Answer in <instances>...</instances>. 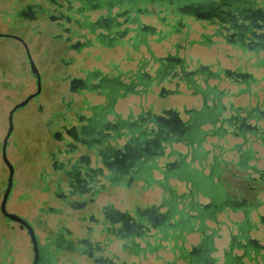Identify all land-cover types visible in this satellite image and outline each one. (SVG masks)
<instances>
[{"label": "flooded vegetation", "instance_id": "1", "mask_svg": "<svg viewBox=\"0 0 264 264\" xmlns=\"http://www.w3.org/2000/svg\"><path fill=\"white\" fill-rule=\"evenodd\" d=\"M120 1L121 0H39L38 2L36 0L31 2L27 0L26 3L21 5L15 15L11 12L10 24L12 25L15 20H18L21 22L20 25L22 26H24V23H26L25 21H27L28 23H26L25 26H29L30 22L36 21L42 17L47 26L53 30V33L49 34L50 37L61 42L62 48L64 47L74 52H81L85 47L95 45L113 47L115 45L128 44L129 47H132L133 44L131 39L133 37L140 35L142 30L153 29L146 25L142 26L139 15H134L132 18H130V15L125 17L129 12V8L121 9ZM236 2H238L237 5H235ZM188 7L192 12L201 14L206 18H211L213 16L225 21L226 24L220 23L217 20L215 21L217 22L216 34L225 41L236 42L240 46L246 48L264 49V44L250 37L249 31L246 33L244 32V30L247 31L250 25H254L255 29L258 30L264 24L256 23L253 20L257 17H263L264 19V14L254 12V10L248 6L247 0H220L217 2L212 1V3L209 0H200L199 2L188 5ZM223 7H227V9ZM88 8L92 10L106 8L107 12L97 16L96 20H91L88 14H84L87 12ZM114 8H117L116 12H113ZM235 9L239 10L238 14H236V12L233 13ZM8 15V12H6L4 17L6 18ZM253 31L254 29L251 30V33ZM130 33H132V35L127 37ZM257 37L259 38L260 36L257 35ZM132 48L135 47L133 46ZM167 60L168 63H174V65H171L172 68L167 70L166 68L168 65L166 68H160V66L159 70H157L158 72L162 74H171L172 77L178 78L183 76V78H185L184 80H189V77L195 74H200L201 76L213 75L210 68L203 65L187 72L182 60L179 58L169 57ZM61 62L69 65L75 64L74 57L69 61L62 58ZM177 66L180 68L178 71L175 70ZM76 70L80 71L83 76L70 78L69 86L72 92L81 95L87 91L97 93L103 92L105 88L111 89V91L120 89L128 91L134 90L133 87L141 82L142 77L149 78L150 76L148 73L142 72L141 63H139L138 70L128 71V75L130 74L129 76H131L132 73L135 78L132 79L131 84L127 85L119 79V75H114V77L109 78L106 74H102L97 68L93 70L76 68ZM114 70L119 71V74L124 73L117 65ZM225 73L232 79L239 81H248L250 79L249 74L242 72L237 74V72L225 70ZM136 75L138 77H136ZM33 76L37 82L36 76L34 74ZM179 81L181 80L179 79ZM164 92L166 91L162 89L160 94ZM203 103H205L204 99ZM112 108L113 106L111 105L108 106V109L107 107L106 109L101 107V111L93 110L90 115H87L84 113V109L86 110L88 108L84 103L77 104L73 107L71 102H69L66 103V110L64 112L62 111L60 120L64 121L65 124L52 133V136L59 140L61 144L60 147L58 146L57 153L60 152L66 157L69 153L83 149L86 155L82 154L77 156L74 160H72L73 158H71V156H67L66 159L59 161L56 154L51 153L50 158L52 159V168L54 169L55 177L52 194L57 200V207L44 209L43 211L45 212L44 216L53 215L58 217L72 216L75 213V215L78 216L76 220L82 222V225L79 227L81 228V235L75 234L74 231L69 229L65 224L60 223L62 219L59 218L54 231L49 230V228L46 229L47 234L44 238L45 242L42 243L32 222L24 216H21L26 219L35 230L39 243L40 257L38 264H55L57 253H64L65 251L80 257H85L87 260L86 264H123V261L126 260L120 259L121 257L118 254H110L109 252V245L114 240L119 241L121 248L125 251L124 238L126 236L135 239L141 235L154 234L155 232L153 231H160L161 227L170 225L171 222L169 221L170 216H168V213H157L154 208H149L144 212L136 208L134 210L135 215H132L130 211H121L115 208L110 199H106L102 203L98 202L100 198L99 194L107 192L109 185H123L128 188L138 179L139 172L141 173L146 169L143 162L146 161L147 158L153 157V155L159 153L160 138L164 140L188 139V141H197V139L202 137L201 140H206L207 135L212 133H207L201 127V123L204 121H211L215 123L220 122V127L216 126V128L222 130V133H229L232 135L238 132L257 131L264 140V125L260 126L259 124H254V126L251 124L252 119H248L246 115L242 114V117L237 116V112L243 110V108L238 109L231 106L229 110L230 113L224 114L225 111L228 110L226 106L215 105L213 108H208L205 104H202L201 108L198 110L184 109L187 115L184 121L173 111L169 113V118H158V122L166 125V135L161 134L163 128L157 126L156 128L158 129L151 128V133L154 134L153 139H147L142 142V137L148 134L147 129H149L146 128L143 130V128H141L143 121L144 119L153 120V117L139 116L135 121H126L119 113L113 110L114 118L110 120L108 115ZM253 115V112L250 113V117ZM234 128H236V130ZM202 132L205 134L202 135ZM126 135L128 136L127 138ZM119 139L125 141L121 144H112L113 140L117 141ZM142 143L145 145L142 146ZM261 144L264 145V141L263 143L261 142ZM191 153L196 157V152L192 150ZM142 156L145 157L144 160L141 159ZM93 161L94 164L92 165L91 163ZM177 166L181 169L186 168V165L181 162ZM253 179L256 180V182L264 180V173L262 170L258 171V178ZM5 188L2 193V198ZM240 204H245V200H242ZM252 206H254V204ZM0 214L2 215L0 217V264H10V260H8L9 253L4 250L5 246H7L5 233L7 231L14 232L15 229H18L21 233L25 232L28 234V230L26 226L19 221L9 218L2 213L1 209ZM189 217L196 218V216ZM189 217H180L179 222L182 223L183 226L187 225L189 227L191 225ZM245 218L249 221V217ZM70 219L73 220L75 218L71 217ZM259 219L261 223L264 224V216H260ZM39 225L47 227V222L43 223L41 218H39ZM250 227L253 228L247 230L246 234L254 238L251 232L256 231V227L253 225ZM93 232H97L99 235L103 236L102 240L94 238ZM230 232L231 231L228 232L229 244L244 249L246 243L236 239L241 236V234L239 232L237 234ZM244 232H246V230ZM245 235L243 236L246 238ZM249 242L251 244L253 243L255 246H260L259 242L256 240L251 239ZM52 243L55 246L53 248ZM205 250L204 247V251ZM193 252L200 255L201 249L200 251L194 249ZM225 255H227V253H225ZM166 264H169V262H166Z\"/></svg>", "mask_w": 264, "mask_h": 264}, {"label": "rangeland", "instance_id": "2", "mask_svg": "<svg viewBox=\"0 0 264 264\" xmlns=\"http://www.w3.org/2000/svg\"><path fill=\"white\" fill-rule=\"evenodd\" d=\"M30 1L33 2L36 0ZM37 1L39 2V0ZM26 2L27 0H0V32L19 36L24 39L39 71L41 82L40 94L14 113L13 131L9 137L6 150L7 158L14 166V184L7 202V210L24 216L31 221L36 232L39 234L40 241L44 243V238L47 234L46 229L49 228V230L54 231L59 218L62 219L60 223L65 224L69 229L73 230L75 234L81 235V228L79 227L82 225V222L76 220L78 216H76L75 213L72 216H44V207H41L40 211L38 204L45 206L47 204L45 201L57 204V200L54 198L52 192L45 193L39 190L40 193H38L37 188H35L36 185L42 186V181L48 180L49 183H53L52 187L49 189H54L55 177L54 169L52 168V159L50 158L51 153H55L57 159L62 161L66 159L67 156H71V158H73L72 160H74L80 153L84 152V150L81 149L69 153L65 157L62 153H57L58 146L60 147L61 144L59 140L52 136L55 130L60 129L61 126L65 124L64 121L59 119L62 111L64 112L66 110V103L69 102L73 96L75 103H81V95L74 94L69 86L70 78L83 76L76 68H84L85 70L97 68L103 72L115 73L118 72L114 70L116 69V65L121 71H136L139 68V63H141L142 71H153L154 73V70L157 68L155 62L157 57L160 58L170 54H179L186 58L190 68L193 69L207 64L211 65L212 68H218L217 66L223 65L231 70H237V65L239 64L240 69L244 68L246 65L245 59L247 57L241 54V59L236 60L235 57L239 56L240 53L237 54V49H234L232 45L228 44V41L214 34V27L208 20L185 15L183 26H181L179 30L173 32L167 23L160 22L159 17L155 15V12L159 11L160 8L150 4L148 5V9L154 11V14H141V22L152 25L155 27L156 31L163 33V37L159 34L148 35L149 48L153 50V54H151L152 52H149L144 45L136 49L129 47L128 44L115 45L113 47L95 45L85 47L81 52H74L64 47L62 48L61 42L50 37L49 34H52L53 30L47 26L42 17L36 21L30 22L29 26H25L26 23H28L27 21H25L26 23H24V26L20 25L21 22L18 20H15L14 24H10L11 12L15 15L21 5ZM116 11L117 8H114L113 12ZM6 12H8L9 15L5 18L4 14ZM106 12V8H101L100 10L88 8L87 12L84 14H88L91 20H96L97 16ZM159 14L164 18L167 16L168 21L173 20L174 15L171 16L170 13L165 14L164 12H159ZM165 33L169 34L164 35ZM131 35L132 33L128 34L127 37ZM206 44L208 46H206ZM226 56H230V58H225ZM73 57L75 60V64L73 65L61 62L62 58L69 61ZM251 60L252 59H250V61ZM144 63L146 64L144 65ZM151 68L153 69L151 70ZM249 69L255 71L252 67ZM263 70L264 69L256 72V74L258 76L264 74ZM169 78L171 79L164 81L162 84L152 85V92L146 94L143 98L135 95L121 98L116 104L117 110H119L123 116L137 114L139 111V103L142 102L143 107L146 108L147 106H151L157 111L162 108L161 106L170 107L171 109L178 110L184 118H187L184 109L201 108L203 101L200 96L193 95L183 81H179V79L172 76ZM262 80L263 81H261L257 87L259 91L261 87L264 86V79ZM37 86V82L31 72L25 45L19 40L11 37H0V202L9 174L8 167L2 155V143L9 127L8 114L16 103L35 92ZM162 86L172 89L173 92L168 94V96L166 95L161 100L159 93L163 88ZM220 86H226L225 89L229 91L236 90L235 86H231L228 83H223ZM84 95L93 102L102 100L101 97L92 93L86 92ZM239 102L244 104L247 100L242 97L239 99ZM75 103L72 106H74ZM228 113L229 110L225 111L224 114ZM251 124L254 125L253 123ZM228 136L229 139L226 142L227 146L225 149H227V152H230L229 148L234 139H232L231 135ZM208 138H210V136ZM208 138L205 142L207 143L206 146L213 148V144H210L211 139L208 141ZM123 142V139L117 141L113 140L112 144H121ZM216 142L222 143L223 141L217 140ZM254 144H256L258 148L264 149L259 141L254 142ZM178 147L183 149L181 145ZM91 164L93 165L94 161ZM262 170H264V168ZM140 184L141 183L137 181L133 182L131 186L128 187L129 189L124 186L123 188H113L114 186L109 185L107 192L99 194L100 198L98 202L102 203L106 199H110V201H114L117 204L120 200L128 206L135 199H137V201H151L160 198V189L153 187L151 190L143 189L142 192H140ZM259 184L260 183H258V186L261 187ZM25 192H27V194L34 193L36 197L40 196V199L37 203H33L32 200L29 199H26V202L25 200L17 199L18 193L24 194ZM260 196L262 197L264 194H260ZM1 216L0 214V217ZM71 217L75 219L72 220L70 219ZM254 217L257 218V220L253 223V226L264 231V224L261 223L259 219L260 216H250V219ZM39 218H41L43 223L47 222V227L39 225ZM227 222L232 224L229 218ZM220 227L222 234L220 238L224 239L218 241V244H216L218 246L217 252H220V250L222 251L224 247H229V240L227 239L226 241L225 239L226 235L228 236V230L226 226L222 227L221 225ZM254 232L258 235L254 238H262L261 242L263 243V232ZM252 233L253 231L251 234ZM5 234L7 246H5L4 250L9 253L8 260H10V264H14L17 258L19 261L18 264H32L34 251L28 234L25 232L21 233L18 229H15L14 232L7 231ZM93 236L100 240L103 238V236L99 235L97 232H93ZM189 239L196 242L198 238L195 236ZM53 247L55 246L52 243V248ZM170 249L169 246L165 245L155 253H147L144 256L137 257L129 255L124 251L117 240H114L109 245L110 254H118L121 257L120 259H124L129 263L166 264L167 260L173 258V256L174 258L178 256L175 263L184 264L181 260V258L184 257L183 252L177 250L175 255ZM71 263L86 264L87 260L85 257H80L66 251L64 253H57L55 264Z\"/></svg>", "mask_w": 264, "mask_h": 264}, {"label": "crops", "instance_id": "3", "mask_svg": "<svg viewBox=\"0 0 264 264\" xmlns=\"http://www.w3.org/2000/svg\"><path fill=\"white\" fill-rule=\"evenodd\" d=\"M250 1H257L262 2L264 0H250ZM214 27V26H213ZM212 40V39H210ZM213 41V40H212ZM228 44L232 45L234 49H237V54L240 53L239 56H236L235 59L240 60L241 54L242 56H246V65L244 68H239L240 64L237 65V70H231L223 65L217 66L218 68H212L211 65L203 64L205 67H209L213 75H193L195 82L199 85V91H196L190 88L186 83L189 91L192 92L193 95L200 96L201 100L205 101V104L208 108H213L215 105H223L231 109V106L234 108H243L253 111V124H259L260 126L264 125V86L261 87V90H257L258 85L262 79H264V74L258 76L256 72L264 69V66L256 64L259 59H263L264 61V51H254L252 48H246L240 46L236 42H228ZM205 45V44H202ZM142 46V45H141ZM146 46V45H144ZM206 46H208L206 44ZM147 50L152 52L149 48V42H147ZM139 49V48H138ZM232 55V54H231ZM233 56V55H232ZM179 58L182 60L183 63L187 64V71L194 70L190 68L188 61L185 57L180 56L179 54H170L165 57H157L162 60H166L167 58ZM225 58H230V56H226ZM250 59H252L250 61ZM143 61V60H142ZM251 63V65H250ZM254 68V70H250L249 68ZM93 70V69H91ZM152 70V68H151ZM225 70L231 72L239 73H246L249 74L250 79L248 81H239L232 79L225 73ZM101 71V70H100ZM264 71V70H263ZM102 74H106L107 77L112 78L114 75H119V79L124 84H129L130 76L128 75V71H124V73L119 74L118 72H103ZM146 72V71H145ZM152 77L153 71L148 72ZM224 74V75H223ZM226 77V78H225ZM171 79V78H170ZM229 81H226V80ZM167 80V79H166ZM164 80V81H166ZM163 81V82H164ZM172 81V80H171ZM163 82H160L162 84ZM223 83H228L231 86H235L236 90L229 91L225 89L226 86H220ZM158 83H153L156 85ZM163 87V86H162ZM141 85H136V91H128L125 89H120L116 91H111V89L105 88L103 92H92L87 91L88 93L95 94L98 97H101L102 100L93 102L89 98H87L84 93L79 94L82 97L81 103H84L88 109L85 110L84 113L90 115L93 110L101 111V107L103 109L108 106H113L111 112H109L108 118L111 120L114 118V111L119 113L122 118L126 121H135L139 118L140 115L145 113H156L159 114L163 108L171 109L170 107H163L160 110H155V108L151 106H147L146 108L143 107L142 102L139 103V111L137 114H129L127 116H123L119 110L116 108L117 102L121 98H126L129 95H135L140 98L146 96V94L138 93L141 90ZM167 93L165 96L173 92L172 89L163 87ZM161 89V90H162ZM74 94H78L73 92ZM178 94V93H177ZM176 95V94H171ZM159 97L161 95L159 94ZM244 97L247 102L240 103L239 99ZM74 98V96H73ZM71 98L69 102L73 105L75 100ZM225 100V101H224ZM65 102V101H64ZM67 102V103H69ZM65 104V103H64ZM80 104V102H76L74 106ZM73 106V107H74ZM187 110L193 109H200V108H186ZM114 110V111H113ZM230 113V112H229ZM186 114V113H185ZM187 116V115H186ZM180 118L184 121V118L180 113ZM60 120V119H59ZM58 124V123H57ZM214 129L216 126L220 127V122L215 123ZM213 125L210 122H205L201 125L204 130H212ZM149 128L157 129L156 125L150 123L148 125ZM236 130V128H234ZM231 134L222 133V135H207V138L210 140V144H213L212 147H207L205 143L207 141L203 140L201 142L193 141H181L175 140L172 141L170 145H166L165 147V155L166 158L160 157L156 164L159 167L164 165V162H181L182 164H186V166H190L191 168L197 169L202 173L203 176V185L201 187H197L193 184L189 179H185L183 177H178L175 174H171L169 176H165L161 173L158 169L157 165L152 170V177L154 181L147 182L145 179H137L140 184V192L143 189L151 190L153 187H156L161 190V196L158 200H140L137 201L135 199L131 202L130 205L126 206L124 202L120 200L116 204V202L112 201L115 208L121 211H130L132 215H135L134 210L136 208L139 211L144 212L149 208H154L157 213H168L170 228L166 231L165 234L158 233L157 236L151 239V242L156 245V249L154 251L157 252L158 250L162 249L163 246L167 245L171 249V252L175 254L177 250L183 253H191L194 249L203 250V254L205 255L204 258L199 260L198 262L202 261H209L216 260L217 264H225L224 257H223V250L227 249L224 247L223 250L217 252L214 250V246L218 248L216 244L218 241L223 240L218 236V231L220 230V226L222 225L221 222H227L229 218L230 221H234L233 224V233L236 234L238 232V227H242L245 230H249L251 225L256 222L257 218H251L249 221L245 219L244 216H264V196H260L259 186L253 178H258V171L264 168V149H260L254 144L257 142L256 137L252 136L250 133H240L232 134L231 137L234 141L230 145V152H227L226 142L229 139ZM128 136H126L127 138ZM216 139V140H214ZM223 141L222 143H217L216 141ZM125 141V140H124ZM261 144V141H259ZM181 145L183 147L179 148L178 146ZM263 145V144H262ZM202 148L205 152L203 158H195L191 151L193 148ZM264 147V145H263ZM86 155L85 152L80 153V155ZM184 162V163H183ZM107 172V171H106ZM160 174V175H159ZM250 177L252 180H250ZM42 186L36 185L38 193L42 192H52L53 183H49L48 180L42 181ZM103 182V181H102ZM144 185V187H143ZM261 185V184H259ZM123 188V185H114L113 188ZM129 189V188H127ZM40 190V191H39ZM50 190V191H49ZM17 199L25 200L29 199L32 200L33 203H37L40 199V196L36 197L33 194H17ZM242 200H245V204H240ZM47 203L45 206H41L38 204L39 210L41 207L43 209H50L57 207L56 203ZM28 204V203H27ZM254 204V206L252 205ZM249 206V207H248ZM206 211L207 216H215V220L208 219L206 220V224L203 228H201L200 223L198 220H193L191 225L188 226H180L178 225V221L180 220V216H200V211ZM204 211L202 213H204ZM225 226V225H224ZM223 227V225H222ZM155 233L160 231H153ZM221 233V231H220ZM197 237V241L190 240L189 238ZM258 235L253 231L252 237H257ZM226 241L229 240V235H226ZM238 240V237L236 238ZM136 241H140V238L137 237ZM187 242V244H186ZM141 245H144L142 242ZM205 247V251H204ZM210 247V248H209ZM209 248V249H208ZM208 249V250H207ZM231 256H236V254H240V250L237 247L233 246L232 249H227ZM222 253V254H221ZM176 255V254H175ZM178 258V256L176 257ZM176 258H171L167 260V262L176 264ZM181 260L184 264H193L189 263L185 257H182ZM18 258L15 260L14 264H18ZM197 263V262H195ZM194 263V264H195ZM21 264V263H20Z\"/></svg>", "mask_w": 264, "mask_h": 264}, {"label": "trees", "instance_id": "4", "mask_svg": "<svg viewBox=\"0 0 264 264\" xmlns=\"http://www.w3.org/2000/svg\"><path fill=\"white\" fill-rule=\"evenodd\" d=\"M200 0H121L120 1V5H121V9L123 8H129V12L125 15V17H128V15H130V18H132L134 15H139V19H140V15L141 14H154V11H150L148 9V5H152V6H155V7H159L160 10L155 12V15L159 17V20L160 22H163V23H167V25L169 27H171L172 31H177L180 29L181 26H183V21L185 19V15H190V16H194L196 18H203V19H206L209 21V23L211 25L214 26V34L215 35H218L216 34V25H217V22H215L216 20L219 21L220 23H225V21H222L221 19H219L218 17H211V18H206L204 17L203 15L201 14H196L194 12L191 11V9H189L188 5H191L193 3H196V2H199ZM211 1H220V0H209ZM247 3H248V6H250L254 12H260L262 14H264V1L262 2H257V1H250V0H247ZM238 2H236L235 5H237ZM225 9H227V7H223ZM236 8V7H235ZM159 12H164L165 14H168L170 13L171 16H173V20L171 21H168V17L166 16V18L164 17H161V15L159 14ZM238 14L239 13V10L238 9H235V11L233 13ZM217 18V19H216ZM256 23H261L263 24L264 23V19L263 17H257L255 19H253ZM141 21V19H140ZM249 21L251 22V20L249 19ZM141 25L142 26H149L151 27V29L153 30H142L141 34L140 35H137L135 37H133L131 40H132V44L133 46L138 49L139 46L141 45H146L147 46V42H148V35L149 34H153V35H161L163 37V33L162 32H158L155 30V27L152 26V25H148V24H144L141 22ZM250 30H253L254 31L251 33L250 31V37H253V39H255V41H258L259 43H263L264 44V40H259V38L257 37V35L261 36L262 34H264V24L257 30L255 29V26L254 25H250ZM257 28V27H256ZM169 33H165L164 35H167ZM257 38H256V37ZM130 44V45H132ZM132 46V47H133ZM254 51H264V49L262 48H255ZM154 60V59H153ZM156 61V64H157V68L154 70V75L151 77L149 76V78H144L142 77L141 78V82L139 84H136V85H141L142 89L139 90V94L140 93H149L151 91V87L153 85V83H160V82H163L164 80H169L171 77V74H162L160 72H158L157 70H159V67L160 68H163L168 65V67L166 68L167 70H169L171 67V65H174L173 62L171 63H168V60L164 59H159V58H156L155 59ZM147 63V62H146ZM144 63V65L146 64ZM256 64H259L261 66H264V61L263 59H259L258 62ZM184 65V68L187 69V64L183 63ZM153 69V68H152ZM165 69V71H166ZM180 68L177 66L175 67V70L178 71ZM143 73H148V72H145V71H142ZM189 72V71H187ZM150 75V73H148ZM130 75V74H129ZM200 75V74H199ZM136 77H138L136 75ZM130 78V82L129 84L132 83V79L135 78L134 75L131 73V76L129 77ZM174 78H177V79H180L181 81H185V83L192 89L196 90V91H199V85L195 82L194 78H193V75H191L189 77V80H184L185 78H183V76H181V78H178V77H174ZM134 90H129V91H136V86L133 87ZM201 90V89H200ZM165 93L167 92H164L163 94H160L161 97H165ZM165 108H163L161 110V112L159 113L160 116H157L158 114L156 113H145V114H142L140 115V117H145V116H148V117H153V120L152 119H144L143 121V125L141 126V128L146 129V128H149L148 125L150 123L156 125V126H159L161 128H163V132H161V134L163 135H166V132H167V128H166V125L165 124H162L161 122H158V118H169V114H166V113H163V110ZM253 111H250V110H247V109H244V110H240L238 111L237 113V116L239 117H242V114L243 115H246L248 119H253V116L250 117V113H252ZM180 117V116H179ZM244 117V116H243ZM205 122H210L213 126V129L212 130H205L207 133L208 132H211L212 134H209V135H222V130H218L216 127L214 129V125H215V122H211V121H204L202 122L201 124L205 123ZM200 124V125H201ZM199 125V127H200ZM158 129V128H157ZM148 131V134L146 136H143L142 137V142L144 140H152L153 137H154V134L151 133V128L147 129ZM202 131V130H201ZM150 132V133H149ZM246 133H250L252 136L256 137L257 140L261 141L263 143V139L262 137L258 134L257 131H252V132H243V134H246ZM202 135L205 134V133H201ZM127 136V135H126ZM202 137H200V139H197L198 142H201ZM160 149H159V153H157L156 155H153V157H150V158H147L146 161L143 162V165L145 166V170H143V172H139V178H143L145 179L147 182H151V181H154L153 180V177H152V170L154 169V167L157 165L156 164V161L160 158V157H164L166 158L167 156L165 155V147L166 145H170L172 141H175L176 139H173V140H164L163 138H160ZM178 140V139H177ZM181 141H188V139H180ZM193 141H196V140H190L188 142H193ZM145 144L142 143V146H144ZM193 151L196 152V157L195 158H203V155H204V151L202 150V148H193ZM141 159H145L144 156L141 157ZM179 161H177L176 163L175 162H164V165L162 167H159L157 165V167H159L158 169L161 171V173L165 176H169L171 174H175L176 176L178 177H183L185 179H189L191 182H193L194 185H196L198 188L201 187L203 185V182L202 180L204 179L203 176H202V173L197 170V169H194V168H191L190 166H186V168L184 169H181L179 168L177 165H179ZM182 163V161H181ZM184 163V162H183ZM185 164V163H184ZM175 165V166H173ZM186 165V164H185ZM182 167V166H181ZM250 180H252V178L250 177ZM256 181V180H255ZM259 182V181H257ZM204 211L201 210L200 212V216H196V218H193V217H189V216H182V218L184 217H189L190 220L189 222L191 223L193 220H198L199 223H200V226L201 228L204 227V225L206 224V220L208 219H213L215 220V216H207L206 214V211H204V213H202ZM181 217V216H180ZM244 217H247V216H244ZM246 219V218H245ZM249 220H250V217H249ZM201 221V222H200ZM188 222V223H189ZM178 225H180L181 227L183 226L182 223H180L178 221L177 223ZM221 224L224 226H227L229 225V231H231L230 233L233 232V224L234 221H232V224H229V223H225V222H221ZM184 226H187V225H184ZM170 228V225L168 226H164V227H161L160 229V232H157V233H154V234H149V235H141V236H138L140 238V241H136V238L134 239L133 237H130V236H126L124 238L125 240V251L129 254V255H135V256H141V255H146L147 253H154L155 249H156V245H154L152 242H151V239L154 238L157 236L158 233H161V234H165L166 231ZM245 229H243L241 226L238 227V232L241 234V236L238 237L239 241H242L243 243H246V247L241 248L239 247L238 250L241 251V254H236V256H231L229 254V252L227 251V249H232L233 246H231L229 244V247L225 250H223V255H224V261H225V264H243L244 262V258L248 255V253L252 252V251H256V249H262L261 246H255L253 243L251 244L249 241L251 240V237L249 235H247V230L246 232H244ZM237 232V233H238ZM236 233V234H237ZM246 234V235H245ZM221 233H220V230L218 231V236L221 237ZM245 235L246 238L243 236ZM253 240V239H252ZM144 243V245H141V243ZM235 246V245H234ZM210 248V247H209ZM208 248V249H209ZM215 251H217V248H215V246L213 247ZM201 249V248H200ZM200 249H198L200 251ZM207 249V250H208ZM247 250V252L244 254V250ZM243 251V252H242ZM200 253V252H199ZM203 250H201V253L200 255H197L195 254L194 252H191V253H183L184 254V257L186 260H188L189 263H195V264H217V259L216 260H209L207 262L205 261H200L198 262L199 260H201L202 258H204V254H203ZM225 253H227V255H225ZM123 264H134V263H129L128 261H123ZM169 264H172V263H169Z\"/></svg>", "mask_w": 264, "mask_h": 264}, {"label": "water", "instance_id": "5", "mask_svg": "<svg viewBox=\"0 0 264 264\" xmlns=\"http://www.w3.org/2000/svg\"><path fill=\"white\" fill-rule=\"evenodd\" d=\"M248 31L249 32L251 31L250 27L247 28V31L244 30L245 33L248 32ZM2 36L3 37H11V38L17 39V40L21 41L25 45V48H26V51H27L28 60H29L30 67H31V72H32V74H34L36 76L37 85L38 86H37V89H36L35 92L29 94L22 101L16 103L12 107V109L9 111V114H8L9 127H8V131H7L6 136H5V138L3 140V143H2V155H3V159H4L5 163H6V165L8 167L9 175H8V178H7V185H6L4 194H3V198H2V201H1L0 209H1V212L4 213L9 218L17 220V221H19L20 223H22L23 225L26 226V228L28 230V234L30 236L31 243H32V248H33V251H34V258H33L32 264H38L39 257H40L39 256V243H38V239H37V236H36V233H35V230H34L33 226L26 219H24L23 217L17 215L16 213L9 212L7 210V208H6L7 201H8L9 195H10V193L12 191L13 184H14V166L9 161V159L7 158L6 150H7V144H8L9 137H10L12 131H13V117H14V113L20 107L25 106L31 99H33L34 97H36V96H38L40 94V92H41L40 75H39V71H38V69H37V67H36V65H35L32 57H31V54L29 52V47H28L27 43L24 41V39L19 37V36L5 34L3 32H0V37H2ZM259 40H264V34H262L260 36ZM172 111L176 112L177 115L180 116L179 115V111L175 110V109H164L163 113L169 114ZM157 116H160V115L158 114ZM262 172L264 173V170H262ZM260 184H261L260 185L261 187H259V192L261 194H264V180L260 181ZM247 217H250V216H247ZM226 229L229 232V225H228V227L226 226ZM256 229H255L256 231H258V232L261 231L264 234V231L259 230V228H256ZM250 237H251V235H250ZM251 239L256 240L257 242H259V245L261 246L262 249H258L257 248L256 251H252V252L248 253V255L243 259L244 260L243 264H264V242L263 243L261 242L262 238L261 239H259V238L258 239L257 238H251ZM246 252H247V250L245 249L244 250V254Z\"/></svg>", "mask_w": 264, "mask_h": 264}]
</instances>
